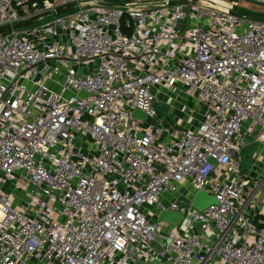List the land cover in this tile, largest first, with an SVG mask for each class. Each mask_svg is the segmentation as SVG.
<instances>
[{"label": "built area", "instance_id": "obj_1", "mask_svg": "<svg viewBox=\"0 0 264 264\" xmlns=\"http://www.w3.org/2000/svg\"><path fill=\"white\" fill-rule=\"evenodd\" d=\"M244 1L0 0V26L76 3L0 33V264H264V174L239 155L259 141L263 168L264 19Z\"/></svg>", "mask_w": 264, "mask_h": 264}, {"label": "water", "instance_id": "obj_2", "mask_svg": "<svg viewBox=\"0 0 264 264\" xmlns=\"http://www.w3.org/2000/svg\"><path fill=\"white\" fill-rule=\"evenodd\" d=\"M187 2H189V0H169L168 3L169 4H180V3H187ZM105 4L109 6L114 5V3H105ZM75 5L76 3H69L67 5L57 7L55 10H48V11L39 13L35 16H32L28 19L16 22L14 24H7V25L0 26V33L8 31L13 28H20V27L32 25L36 23V21L42 17H47V16H51L55 14H61L63 12L72 10ZM232 11L240 16H248V17L264 19V13L249 12V11H236V10H232ZM154 106L161 115L171 118L170 113H169V110L171 108L170 105L156 101ZM134 116L145 118L146 114L140 110H135ZM259 144H260L259 141L254 140L242 146L239 155H240V160H241L240 169L243 174H246L247 172L252 170V159L259 147ZM211 162L214 165H217V162L215 159L211 158ZM191 203L196 209L202 211L212 204H217L218 201L213 194H210L205 190H199L193 195ZM182 218H183V215L180 212L170 210V209L162 210L158 215L159 220L167 221L174 225L178 224L180 220H182ZM169 242H170L169 238L159 236L156 240L152 242V246L158 252H160L169 245ZM136 264H147V263H145L142 260H138Z\"/></svg>", "mask_w": 264, "mask_h": 264}, {"label": "rangeland", "instance_id": "obj_3", "mask_svg": "<svg viewBox=\"0 0 264 264\" xmlns=\"http://www.w3.org/2000/svg\"><path fill=\"white\" fill-rule=\"evenodd\" d=\"M241 6H242V9L244 11L264 13V6L257 5L256 3L251 2V1H248V0H245L241 4ZM53 17H54L53 15L47 16V17L43 18V21L52 19ZM191 105H192V103L190 102V100L187 97H185L184 100H182L181 102H179L177 104V107L178 108H181L182 107V109L178 112V114H181L182 113L183 116H186L189 119H192V118L193 119H196L198 117V115H196V111L193 112V116H190L189 115V111H190V106ZM199 113H201V109H199ZM262 165L264 166V161H263ZM168 197H169V199H171L173 197V195L172 194H169ZM150 209L153 211L152 207H147L146 208V211H149Z\"/></svg>", "mask_w": 264, "mask_h": 264}, {"label": "crops", "instance_id": "obj_4", "mask_svg": "<svg viewBox=\"0 0 264 264\" xmlns=\"http://www.w3.org/2000/svg\"><path fill=\"white\" fill-rule=\"evenodd\" d=\"M192 126L195 127V123H193ZM261 154L264 156V149L261 151ZM251 174H252L253 177L254 176L255 177H261V176H263V174H264V166L261 169H259V168H253ZM243 176H244V174H243ZM164 201L165 202H168V199L166 198ZM250 210H251L252 213L256 214L257 217L260 216L261 214H263L264 208L262 207V204L260 203V200L259 199H258V201L254 205H252L250 207ZM153 219H158V216H153Z\"/></svg>", "mask_w": 264, "mask_h": 264}, {"label": "trees", "instance_id": "obj_5", "mask_svg": "<svg viewBox=\"0 0 264 264\" xmlns=\"http://www.w3.org/2000/svg\"><path fill=\"white\" fill-rule=\"evenodd\" d=\"M32 1H39V2H41V1H43V0H32Z\"/></svg>", "mask_w": 264, "mask_h": 264}]
</instances>
